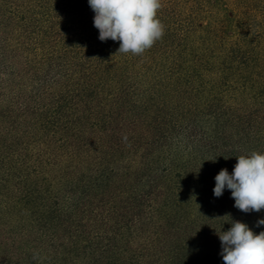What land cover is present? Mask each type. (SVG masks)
I'll return each mask as SVG.
<instances>
[{"label": "rangeland", "instance_id": "rangeland-1", "mask_svg": "<svg viewBox=\"0 0 264 264\" xmlns=\"http://www.w3.org/2000/svg\"><path fill=\"white\" fill-rule=\"evenodd\" d=\"M262 2L160 0L162 38L143 54H116L118 41L99 40L88 0H14L19 14L40 6L42 14L65 18L73 41L99 47L116 66L123 61L134 100L151 110L148 118L161 116L166 136L136 147L124 142L122 150L106 141L87 148L76 142L86 154L72 160L77 170H65L70 175L61 183L74 208L61 217L65 225L43 209L44 190L56 188L51 177L28 186L31 196L0 191V259L54 264L62 238L79 232L110 250L144 256L143 264H224L216 231H227L230 219L264 231L256 226L264 209L240 211L227 188L213 194L222 168L232 174L237 156L264 152ZM118 258L111 251L107 264Z\"/></svg>", "mask_w": 264, "mask_h": 264}, {"label": "trees", "instance_id": "trees-1", "mask_svg": "<svg viewBox=\"0 0 264 264\" xmlns=\"http://www.w3.org/2000/svg\"><path fill=\"white\" fill-rule=\"evenodd\" d=\"M13 3L0 0V191L31 196L28 186L37 188L47 181L44 176L51 177L56 188L44 190L43 209L65 225L61 217L69 218L74 208L72 193L61 183L77 170L72 160L86 154L76 142L87 148L92 140L106 141L122 150L124 142L146 145L166 130L158 113L148 118L151 110L134 100L123 61L116 66L99 47L73 41L65 18L42 14L40 6L22 15ZM81 183L86 187L89 181ZM78 233L62 238L54 264H107L113 250L119 255L114 264H143L144 256L110 250Z\"/></svg>", "mask_w": 264, "mask_h": 264}, {"label": "clouds", "instance_id": "clouds-1", "mask_svg": "<svg viewBox=\"0 0 264 264\" xmlns=\"http://www.w3.org/2000/svg\"><path fill=\"white\" fill-rule=\"evenodd\" d=\"M88 4L95 13L99 40L119 42L116 54H143L164 35V25L157 18L160 0H88ZM236 158L232 174L222 168L215 176L213 194L219 198L227 188L234 207L244 213L260 212L264 209V152L251 151ZM228 223L231 227L227 231H216L224 264H264V231L255 234L238 220ZM261 225L264 219L256 222L257 227Z\"/></svg>", "mask_w": 264, "mask_h": 264}]
</instances>
